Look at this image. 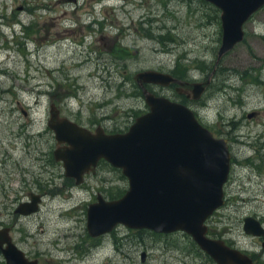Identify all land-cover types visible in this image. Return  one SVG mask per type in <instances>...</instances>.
I'll return each mask as SVG.
<instances>
[{
    "label": "rangeland",
    "instance_id": "374dc122",
    "mask_svg": "<svg viewBox=\"0 0 264 264\" xmlns=\"http://www.w3.org/2000/svg\"><path fill=\"white\" fill-rule=\"evenodd\" d=\"M243 29V41L215 65L220 11L204 0H0V228L14 226L13 243L41 264H215L182 232L119 225L90 238L89 199L98 190L119 199L128 181L103 165L86 189L69 194L53 160L51 104L81 126L125 130L148 110L135 74L173 71L189 81L211 77V85L199 101L181 99L172 88L153 85L149 92L190 108L216 138L227 139L239 160L228 184L230 201L206 224L264 264V239L242 229L249 216L264 226V7ZM6 37H18L20 45L6 49ZM256 152L261 159L247 166ZM34 189H61L62 196H43L39 212L15 215ZM70 205L78 207L73 218L63 213Z\"/></svg>",
    "mask_w": 264,
    "mask_h": 264
},
{
    "label": "water",
    "instance_id": "95a60500",
    "mask_svg": "<svg viewBox=\"0 0 264 264\" xmlns=\"http://www.w3.org/2000/svg\"><path fill=\"white\" fill-rule=\"evenodd\" d=\"M204 1L220 11L222 39L217 65L243 41L244 24L264 7V0ZM133 79L149 111L137 117L125 133L106 135L101 129L92 133L61 117L54 105L49 108L47 126L56 142L53 156L63 164L66 177L77 179L79 184L84 173L105 160L128 181V190L121 198L105 201L99 195L97 202L89 205L88 234L102 236L119 225L160 234L182 232L215 264H254L245 253L207 236V219L223 205V185L229 170L226 141L213 137L185 105L155 96L144 87L177 84L178 94L183 89L189 99L197 101L211 84V77L188 83L147 70ZM37 202L32 199L19 205L16 213L32 214L37 211ZM243 230L247 235H263L253 218L245 219ZM0 250L6 264H29L12 244L7 229H0Z\"/></svg>",
    "mask_w": 264,
    "mask_h": 264
},
{
    "label": "flooded vegetation",
    "instance_id": "af4514ba",
    "mask_svg": "<svg viewBox=\"0 0 264 264\" xmlns=\"http://www.w3.org/2000/svg\"><path fill=\"white\" fill-rule=\"evenodd\" d=\"M70 1H72V2H76V0H70ZM94 22V21H93ZM9 29H10V27H9ZM13 31L16 33V30H14L13 29ZM67 32H69V31H67ZM1 33L2 34H4L2 31H1ZM62 34H66L65 36L66 37H64V38H67V35H69L68 33H66V32H63ZM71 34V33H70ZM59 35V34H58ZM58 35L56 36V38L58 37ZM18 37H16V38H14L13 37V39H10L9 40V38L8 37H6V43H7V46H6V49H10V47L12 46V45H14L15 43L19 46L20 44H19V42H18V39H17ZM59 39V38H58ZM63 39V38H62ZM62 39H59V40H62ZM48 40V39H47ZM79 40V39H78ZM24 44H22V46H23ZM143 72V71H142ZM159 72H161V71H159ZM161 73H164V72H161ZM164 74H168V75H170L172 78H174V79H177L178 81H185V82H188V83H199V82H201V81H189L187 78H184L182 75H176L173 71L171 72V73H164ZM203 82V81H202ZM135 84H136V82H135ZM137 85V84H136ZM211 85V84H210ZM210 85H209V87H210ZM138 86V85H137ZM148 86H153V84H144V87H145V89L149 92V90H148ZM155 86H157V85H154L153 87H155ZM158 87H160V88H163V89H169V88H172V89H174V92L176 93V95L179 97V98H181V99H186V100H189V101H193V100H191V99H189L188 97H187V95L189 94V93H187V92H185V91H183V89H181V91H182V93L181 94H178V92H177V87H178V85L177 84H171V85H169V86H166V87H161V86H158ZM208 87V88H209ZM138 88H139V86H138ZM208 88L206 89V91L208 90ZM140 89V91H141V94H142V90H141V88H139ZM206 91H205V93H206ZM151 93V92H150ZM204 93V94H205ZM153 94V93H152ZM203 94V95H204ZM155 95V94H154ZM202 95V96H203ZM142 96H143V94H142ZM156 96V95H155ZM162 97V96H161ZM144 98V97H143ZM202 98V97H201ZM200 100V99H199ZM199 100H197V101H199ZM169 101H171V102H174V101H172V100H169ZM179 103V102H178ZM180 104H183V103H180ZM51 105H54V104H51ZM50 105V106H51ZM184 105V104H183ZM58 110H59V108L56 106V105H54ZM148 108V107H147ZM190 109V108H189ZM149 111V108H148V110H147V112ZM147 112H145V113H139L133 120H132V122L129 124V125H127L126 126V129L125 130H121V131H118V130H112V131H108L106 128H104L103 126H101V125H96V126H94V125H92V126H89V127H87V126H81L79 123H77V122H75V121H72L71 119H69V118H67V117H65V118H67V119H69L70 121H72V122H74V123H76L78 126H80V127H83V128H85V129H87V130H89L90 132H92V133H94L95 132V130L96 129H101L106 135H113V134H122V133H125L128 129H129V127L134 123V121H135V119L137 118V117H139V116H142V115H144V114H146ZM25 114V113H24ZM59 114H60V116L61 117H64V116H62L61 115V112H60V110H59ZM195 114V113H194ZM26 115V114H25ZM24 115V116H25ZM255 115V114H254ZM195 116H196V114H195ZM197 117V116H196ZM49 119V118H48ZM199 121V120H198ZM47 122H48V120H47ZM47 128H48V126H47ZM49 129V128H48ZM208 129V128H207ZM50 130V129H49ZM209 130V129H208ZM51 131V130H50ZM210 131V130H209ZM52 132V131H51ZM211 132V131H210ZM53 133V132H52ZM212 133V132H211ZM212 135H213V137H215L214 136V134L212 133ZM53 136H54V134H53ZM216 138V137H215ZM217 139H223V140H225L226 141V144H227V147H228V152H229V170H228V175H227V180H226V182L224 183V185H223V205L219 208V209H221L222 207H224L225 205H227L228 204V201H230V199H229V197H230V194H229V188H228V184H229V181H230V176H231V173L234 171V169L235 168H233V166L234 165H238L239 164V160H238V158H236L233 154H232V152H231V148H230V145H229V143H228V141H227V139H224V138H217ZM54 140H55V137H54ZM55 144H56V142H55ZM261 158L259 157V153L258 152H256L253 156H251V157H247L246 158V160H245V162H246V165L247 166H249V165H257L256 163H254V164H251L252 162L251 161H253V160H260ZM53 160H54V156H53ZM54 162H56L55 160H54ZM251 162V163H250ZM57 164H58V166H60L61 168H62V170H63V176H64V178H65V183L64 184H62V187L63 188H68V190L67 191H69V194L71 193L72 194V192H73V190H75V189H86L87 188V182H88V180L89 179H91V178H94V177H96L97 175H98V171H99V169H100V167L101 166H103V165H105V166H109V170L110 171H112V170H115V171H117L118 169H116V168H114V167H112L109 163H107L105 160H99L98 162H97V165L94 167V168H91V169H89V171L88 172H86V173H84V175H83V177H82V179H81V182L79 183V184H77V179H75V178H72V177H66L65 176V171H64V169H63V164L61 163V162H56ZM33 183H34V180H33ZM35 190V192H28L27 193V195H26V197H25V199L23 200V201H19V203H18V206L15 208V210H14V214L15 215H17V216H19V217H21V216H23L22 214H18V213H16V210H17V208L19 207V205H25V204H27V203H31V201H32V199L33 200H37L38 202H37V211H35V212H33L32 214L34 215V214H36L37 212H39V210H40V207L42 206V202H43V196H47V195H53V196H62V193H61V189H56V191H55V189H52V190H47V191H43V192H41L40 190H37V189H34ZM101 196V198H103L105 201H112V200H115V198L114 197H112V196H110L109 197V199H107L106 197H105V195H104V193L103 192H101L100 190H98L97 192H95V197H91L90 199H89V201H90V204L89 205H91V204H94V203H96L97 202V198H98V196ZM68 198H70V196L68 197ZM68 198H66L67 200H68ZM243 200L242 201H245V198H242ZM69 201V200H68ZM89 205H88V207H89ZM88 207H87V210H88ZM75 205H70V206H67L66 208H64V211H63V213H65V215H69L71 218H73V212L78 208H75ZM219 209H217L208 219H207V221L209 220V219H214V217H215V215H216V212L219 210ZM87 210H86V218H87ZM32 214H29V215H27V216H30V215H32ZM27 216H23V217H27ZM216 217H218V215L216 216ZM247 218H253L255 221H257L258 222V224L260 225V227L262 228V230H263V235H261V236H252V235H250L251 237H256V238H259V239H264V226H263V223L260 221V219L259 218H256V217H246V218H244L243 219V225H242V229H243V226H244V221H245V219H247ZM206 221V222H207ZM215 221V220H214ZM78 222H80V221H78ZM213 222V221H212ZM207 225V224H206ZM13 228H14V226L13 225H11V226H4V227H1L0 229H7L8 230V235H9V237H10V239H11V242H12V244L18 249V250H20L14 243H13V240H12V237H11V232H12V230H13ZM116 228H117V226L112 230V231H114V230H116ZM207 228H208V231H207V236L209 237V233L211 232V236L209 237L210 239H214V240H222L227 246H229V247H231V248H233V249H237L236 247H234V244L233 243H231L228 239H220V237H219V234H218V232H217V230L215 229V227H211V226H207ZM86 230H87V223H86ZM112 231L111 232H109V233H107V234H105V235H108V234H110V233H112ZM243 232H244V230H243ZM245 233V232H244ZM88 234V233H87ZM247 235V234H246ZM88 236L90 237V238H92V239H97V238H101V237H103L104 235H102V236H98V237H91L89 234H88ZM89 240V239H88ZM92 241H96V240H92ZM98 244V243H97ZM261 246H262V248L264 249V240L262 241V243H261ZM6 247V245L4 244L3 245V248H5ZM81 248V246H80V244H75L74 245V248H72V251L73 250H76V251H78V249H80ZM237 250H239V249H237ZM21 251V250H20ZM240 251V250H239ZM23 254H24V256H25V258H26V260L28 261V263L29 264H33V261H36L37 262V264H41L40 263V261H39V259H37V258H29L28 256H26V254L23 252V251H21ZM241 252L242 253H245L246 255H248L249 257H251V255H249L248 254V252L247 251H242L241 250ZM0 253H1V255H2V257H3V254H2V252H1V250H0ZM4 259V258H3ZM145 260V259H144ZM251 260L253 261V259H252V257H251ZM255 260V259H254ZM5 262V261H4ZM144 262V261H143ZM6 264V263H5ZM255 264V263H254Z\"/></svg>",
    "mask_w": 264,
    "mask_h": 264
},
{
    "label": "bare ground",
    "instance_id": "6f19581e",
    "mask_svg": "<svg viewBox=\"0 0 264 264\" xmlns=\"http://www.w3.org/2000/svg\"><path fill=\"white\" fill-rule=\"evenodd\" d=\"M63 37V36H62Z\"/></svg>",
    "mask_w": 264,
    "mask_h": 264
}]
</instances>
